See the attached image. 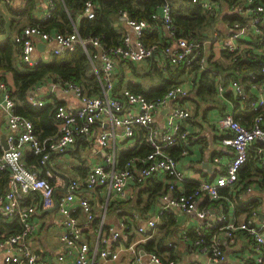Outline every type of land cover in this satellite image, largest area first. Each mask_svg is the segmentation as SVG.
Masks as SVG:
<instances>
[{
	"label": "built area",
	"instance_id": "2783aa9c",
	"mask_svg": "<svg viewBox=\"0 0 264 264\" xmlns=\"http://www.w3.org/2000/svg\"><path fill=\"white\" fill-rule=\"evenodd\" d=\"M200 6L209 13L218 12L220 8L219 3L214 0H201ZM94 8V4L86 0L83 4L82 16L93 19ZM53 9L54 3L50 0L42 15V22L50 17ZM227 12L241 16L244 20L227 26V31L221 38L223 51L236 54L244 46L255 48L252 39L242 44L239 41L240 36L247 31H256L259 35L256 42L259 43L260 40L264 44V27H260L261 21H264V4L256 3L254 0H241L233 4L230 9L227 8ZM151 18L158 23L124 18L127 30L121 34L120 43L107 47L95 37H81L75 26L71 32L46 31L40 23L23 27L13 39L19 47L21 61L29 66L38 62L34 57L37 40L48 44L51 54L55 55L65 50L72 51L80 45L89 59L100 92L96 95H88L70 81H57L64 92H71L78 99L79 106L71 109L65 105H57L53 113L57 124L56 133L39 138L34 132L32 122L15 113L14 101L9 96L6 86L0 82V90L3 93L0 109L7 129L6 149H3L0 155V171L8 172L6 187L0 193V212L6 217H16L21 225L19 232L0 236V248L4 250L2 264H40L38 255L31 246V238L37 228L31 217L36 209L32 205L22 206L19 201L23 199V195L33 190L40 195L43 208L52 207L55 203L54 186L49 181L51 170L46 167L50 155L64 151L77 137H89L93 124L100 120H106L105 122L108 123V127H105L101 122L102 131L96 136L97 145L104 151L103 162L91 166L83 178L69 181L67 192L56 202L62 227L59 239L63 244V250L57 257L58 261L69 258L71 264H107L118 259L117 246L120 244V234L113 232L110 236H103V220L92 228L96 236L93 247L83 239L84 228L92 223L94 216L87 199L75 197L76 190H92L103 186L110 192L123 194L129 182L141 184L154 174L162 173L170 181L159 198L160 213L194 212L200 220L199 226L192 231L193 237L184 235V238L190 241L187 248L189 253L199 252L207 262L222 264L225 260L224 244L239 247L236 234L242 233L248 246L242 251L240 262L264 264V219L256 223L252 212L251 216H247L242 222L235 223L228 220L224 210V213L212 214L206 206H199V198L203 196L207 202L220 201L223 197L221 189L236 185L239 171L248 159L252 144L255 140L264 141L261 111L264 107V97L260 94L250 102L249 109L253 112V116L248 126L227 113L218 119L219 127L229 133L222 142L232 151L225 172L214 182L198 180L194 182L190 191L177 192L175 184L184 181L185 176L177 168L175 158L166 150L179 143L184 146L188 144V133L180 124L190 117V112L178 104H173L169 108L162 132H159L155 125L154 114L158 108L166 106L169 102L188 96L187 90L182 85L174 84L162 95L148 99L142 94L123 89L122 100H119L110 95L115 84L114 68L119 60L133 64L143 62L152 58L157 50H160L164 60L170 65L183 64L190 67L196 63L203 66L207 41L197 43L175 37L168 1L164 2ZM161 26L169 34L171 41L163 42L161 45L144 44L143 35ZM213 33L214 37L220 35L217 31ZM88 46H91L92 50H88ZM258 55L259 78L249 85L251 89L262 91L264 90V48L261 52L258 51ZM230 85L234 88L239 101L247 102L248 97L243 93L242 86L236 81H232ZM218 91L221 93L222 88L219 87ZM31 105L41 106L42 102L31 100ZM125 106H130L134 110L124 114L122 112ZM117 127L123 129V135L127 138L133 136L135 127L145 131L144 140L149 146V151L139 160L137 169L130 168L129 160L123 169L115 168L116 154L112 148V141L115 135L114 129ZM25 150L34 156H39L37 164H27L24 161ZM262 151V148L257 149L258 153ZM181 153L186 154V151L183 150ZM213 161L218 162L217 158ZM37 168L44 170V176L38 173ZM261 186L264 190V180ZM248 192L250 188H246L245 193ZM74 206L85 216L82 224H79L72 214ZM155 226L154 221L148 220L144 227H138L137 233L144 237L137 243L127 246L135 264H178L144 247L143 243L148 237L145 235L154 230Z\"/></svg>",
	"mask_w": 264,
	"mask_h": 264
},
{
	"label": "crops",
	"instance_id": "0c3cea01",
	"mask_svg": "<svg viewBox=\"0 0 264 264\" xmlns=\"http://www.w3.org/2000/svg\"><path fill=\"white\" fill-rule=\"evenodd\" d=\"M49 1L0 0V43L8 39H14L21 32L22 28L29 24L42 23V15ZM219 7L220 13L222 10L227 11L225 5L219 4ZM78 17L74 21H71V26L77 27ZM123 18L126 17L123 16ZM120 20L123 22L119 28V34L121 35L122 31L127 30V26L124 19ZM220 20L215 25V30L220 35L214 37V33L212 32L211 38L206 43L205 55L211 56V61H215L223 68H226L230 65L231 61L222 54L221 38L227 31V25ZM118 25L116 22L113 23L114 27ZM260 27H264V21H261ZM152 31H155L157 35L156 44L161 45L163 42L171 41L169 34L162 26L147 33ZM257 37L259 35L256 31H247L240 36L239 41L242 44L252 39L256 52H261L264 44L260 40L257 43ZM37 44H42L41 49H37ZM49 55H51L50 46L37 40L34 57L39 60L41 58L45 59ZM164 62L167 61L164 60L160 50H157L152 58L134 65L145 66L148 63H154L161 66ZM116 64L114 68L115 84L110 95L122 100L121 91L128 88L121 87L120 89H116L118 83L116 75L119 73L120 68L124 69L123 82L125 84H139L145 80L132 76L123 64L118 66ZM193 79V73H185L181 76L180 83L178 84L187 90L188 96L169 102L166 106L158 108L154 114L155 125L159 132H162L169 108L173 104H178L190 112V117L180 124L188 133V144L184 146L179 143L166 150L168 154L175 158L177 168L185 176L184 181L175 184L177 192L190 191L194 182L198 180L214 182L218 176L225 172L226 164L232 157V151L222 142L229 136V133L219 127L218 119L227 113L231 114L240 123L248 126L253 116V112L249 109L250 102L260 94L264 97V90L259 91L250 88L249 84L252 83L250 82L251 80L247 82V85L238 81V84L242 86L243 93L248 97L247 102H241L234 88L230 85L235 80H229L226 86L218 85L212 96L210 95L206 99H201L195 95ZM7 81L8 83L11 82L10 76H7ZM219 87L222 88L221 93L218 91ZM2 94L0 90V99L2 98ZM29 99L30 102L31 100H40L42 105L55 104L57 102L59 103L57 105H65L71 109L79 106L78 99L71 92H64L59 87V82L55 80H45L41 84L34 86L30 91ZM133 110L132 107L125 106L122 113L125 114ZM261 111L263 113L262 127L264 128V107ZM105 121L100 120L95 122L89 137H77L64 151L50 155L46 167L51 170L49 181L54 186L53 197L55 202L67 192V188L66 191L63 189L66 180L68 187L69 181L83 178L91 166L103 162L104 151L97 145L96 136L102 131L101 122L104 123L105 127H108V123ZM54 123L56 129L52 128L53 124H48L45 129L41 128L38 134L36 133L37 136L39 137V133H43L45 137L54 135L57 131V124L55 121ZM114 133L112 148L116 154L115 168L117 170L123 169L129 160L131 164L130 168L137 169L139 167V160L149 151V146L144 140L145 131L140 127H135L133 136L130 138L124 137L123 129L120 127L115 128ZM6 134L7 129L4 123V116L0 109L1 150L4 149L1 141H5ZM147 147L148 151L145 149ZM258 148H262L263 151L258 153ZM130 149H135L138 151V154L121 159L122 152ZM183 150L186 151V154L181 153ZM28 153L32 154L28 150H25L24 161ZM214 158H217L218 162H214ZM263 161L264 141L255 140L246 163L243 164L239 171L236 185L221 189L223 197L218 202H207L204 196L200 197L199 206H206L212 214H220L224 210L228 220L235 223L242 222L247 216H251L253 212L254 221L260 223L264 219V190H262L261 186L264 180ZM37 171L41 176H44V170L37 168ZM169 181V178L165 174L156 173L141 184L134 181L129 182L123 194L110 192L103 186H98L92 190H76L75 197L87 199L94 216L92 223L84 228L82 233L83 239L87 241L90 247H93L96 243V236L92 228L96 223L103 220V236H110L113 232L120 234V244L117 246L119 251L118 259L115 262H108L107 264H135L132 254L127 250V246L137 243L144 237V235L137 233V228L144 227L148 220H152L156 224L155 229L145 235V237H148L143 244H153L152 248L162 258L174 260L178 264H216L214 262H207L205 257L199 252L189 253L187 251L190 241L186 240L184 235L193 237L192 231L199 226L200 222L194 212L183 213L172 211L160 213L159 198L165 191ZM246 188H250V192L245 193ZM251 202H253V209L250 215L236 212V205L238 203L247 204ZM19 204L22 206H35L36 210L31 219L37 224V228L32 235L31 246L33 251L38 255L40 264H71L69 258L63 261L57 260L58 254L63 250V244L59 239L62 227L57 205L56 208L54 207L55 203L52 207L43 208L41 206L40 195L33 190L23 195V199L19 201ZM72 214L77 218L79 224L85 221L84 214L76 206H74ZM0 217L6 223H10L16 218L6 217L1 212ZM4 234L3 232L0 233V235ZM236 238L239 240V247L224 244L225 260L222 264H242L240 257L242 256V251L247 248L248 242L242 233H237ZM3 255L4 250L0 248V264H2Z\"/></svg>",
	"mask_w": 264,
	"mask_h": 264
},
{
	"label": "trees",
	"instance_id": "16d2710c",
	"mask_svg": "<svg viewBox=\"0 0 264 264\" xmlns=\"http://www.w3.org/2000/svg\"><path fill=\"white\" fill-rule=\"evenodd\" d=\"M86 0H53L54 9L50 17L40 23L46 31L71 32L73 26L71 21L78 17L77 31L81 37H95L104 47L119 44L121 35L119 34L120 25L123 23L121 16L127 20H145L147 22L158 23L151 18L152 14L159 11L161 5L168 1L170 6V17L173 25L175 37L185 38L197 43L207 41L211 38L215 25L220 20L227 26H231L236 21H243L244 18L227 11L221 13H209L200 6L201 0H90L95 8L93 19L82 16L83 4ZM227 8L237 4L241 0H214ZM256 3L264 4V0H254ZM118 23L117 27L113 23ZM66 23V25H65ZM123 33V31H122ZM121 33V34H122ZM157 35L155 31L143 35V43L146 45L156 44ZM158 45V44H157ZM92 50L91 46L87 47ZM224 57L231 63L223 68L215 61H211V56H206L203 66L193 64L190 67L183 64L170 66L164 62L161 66L154 63L140 66L137 68L133 63L119 60L118 65H124L132 76L145 80L139 84L124 83L122 68L116 75L118 83L116 89L121 87L128 88L133 93L144 95L148 99L162 95L170 86L180 83V78L185 73L194 74L195 95L201 99H206L215 93L218 85L226 86L228 81L235 80L243 84L256 82L259 78V55L254 46L243 47L238 53L223 51ZM221 76H220V75ZM10 76V83L7 81ZM45 80H55L60 82L70 81L79 86L83 93L96 95L100 92L96 76L83 48L77 45L72 51L65 50L59 54H51L45 59L41 58L38 62L29 66L22 62L19 56V47L8 39L0 43V82H2L14 101L15 113L29 119L33 124L34 132L38 134L41 128L47 125L55 128L53 113L54 107L59 104H49L42 106H32L29 95L34 86L41 84ZM56 129V128H55ZM39 137H45L39 133ZM148 151V147L145 148ZM2 150L0 149V155ZM138 151L130 149L122 152L121 159L136 156ZM39 156L27 154L26 163L37 164ZM8 172L0 171V193L6 187ZM253 209V202L236 205L237 213L250 215ZM21 225L17 218L10 223L4 222L0 217V233L4 235L14 234L20 231ZM1 236V235H0ZM153 244H145L147 250L154 251ZM151 246V247H150Z\"/></svg>",
	"mask_w": 264,
	"mask_h": 264
},
{
	"label": "water",
	"instance_id": "95a60500",
	"mask_svg": "<svg viewBox=\"0 0 264 264\" xmlns=\"http://www.w3.org/2000/svg\"><path fill=\"white\" fill-rule=\"evenodd\" d=\"M120 19H124V18L121 17ZM41 47H42V44H37V49H41ZM1 142H2L3 148L6 149L5 141L2 140ZM66 188H67V180H66L65 185H64V188H63L64 191H66ZM53 196H54V195H53ZM56 205H57V204H56V202H55V206H54L55 208H56Z\"/></svg>",
	"mask_w": 264,
	"mask_h": 264
},
{
	"label": "rangeland",
	"instance_id": "374dc122",
	"mask_svg": "<svg viewBox=\"0 0 264 264\" xmlns=\"http://www.w3.org/2000/svg\"><path fill=\"white\" fill-rule=\"evenodd\" d=\"M141 65L137 66V68H139ZM143 66V65H142Z\"/></svg>",
	"mask_w": 264,
	"mask_h": 264
}]
</instances>
